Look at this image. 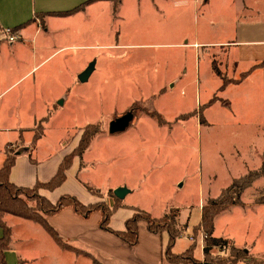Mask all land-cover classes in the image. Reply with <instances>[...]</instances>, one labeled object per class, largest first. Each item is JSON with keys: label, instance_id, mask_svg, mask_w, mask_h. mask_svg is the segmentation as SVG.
Segmentation results:
<instances>
[{"label": "rangeland", "instance_id": "1", "mask_svg": "<svg viewBox=\"0 0 264 264\" xmlns=\"http://www.w3.org/2000/svg\"><path fill=\"white\" fill-rule=\"evenodd\" d=\"M228 2L211 0L203 17L202 13H195L194 0H188L181 8L167 0H158L155 5L151 0L140 3L124 0L120 21L114 22L110 11L93 20L96 27L84 23L70 30L72 34L78 33L71 38L73 46L109 47L103 51L91 47L72 49L67 52L71 59L63 61L60 71L51 73L46 68L40 72L37 92L29 81H21L7 91L3 98L7 108L0 112V128L34 129L24 134L25 142L7 145L5 152L29 147L35 131L40 130L39 122L50 113L48 123L43 124L44 130L47 128L46 137L37 142L34 156L45 158L63 150L65 144L74 140L79 128L88 125H98L99 135L109 137L111 122L131 113L126 132L112 134L119 135L111 141L95 137L85 153L87 165L82 162L86 169L80 177L96 189L109 190L97 196L106 199L110 206L117 200L110 188L121 180L127 182L131 193L121 200V206L113 214L116 217L133 207L157 214L179 209L178 220L184 222L190 217L188 229L174 247L175 252L184 251L193 242V227L201 220L203 204L218 198L235 180L264 165L260 77L220 90L222 79L212 72L215 61L223 75L237 80L250 67L241 62L235 69L226 60L225 49L220 47L235 39L236 32L244 26L241 2L235 0L232 6ZM45 19L36 16L34 23L46 29ZM77 29L79 32H75ZM115 29L119 31V37L116 33L119 46L114 50L110 46L116 44ZM203 42H213L217 48L201 47L200 54L196 44ZM82 58H88V62L81 73L93 60L98 62V69L90 80L69 89L70 77L75 76ZM1 59L5 63L0 61V91H4L20 75L11 69L6 57ZM60 101L63 103L59 104ZM54 102L57 111L47 113ZM15 132H0V148L7 135L12 137ZM118 150L120 156L111 161ZM22 157L29 163V155ZM19 167L24 164L20 162ZM261 197H264V177L241 192L243 206L221 216L216 230V234L234 240V246L246 250L257 263H264V204L256 203ZM204 238L205 233L200 231L194 239L196 259L203 264L232 261L229 248L224 251L213 248L205 258ZM17 245L27 248L33 243L19 241ZM84 258H80L82 261L72 258L67 264L85 261L90 264Z\"/></svg>", "mask_w": 264, "mask_h": 264}, {"label": "crops", "instance_id": "2", "mask_svg": "<svg viewBox=\"0 0 264 264\" xmlns=\"http://www.w3.org/2000/svg\"><path fill=\"white\" fill-rule=\"evenodd\" d=\"M87 1L89 0H0V34L4 29L9 28L17 33L21 39L12 44L7 42L0 43L1 63H5L1 58L6 57L8 59L7 62L9 64L11 62V69L18 72L20 75L19 79L14 80L10 87L6 88L9 86L7 85L4 91H0V112L7 108L3 105V98L6 97L4 95L10 88L21 81H29L30 87L33 86V91L37 92L38 87L40 86V74L42 71L46 68L51 73H57L60 71L62 69L61 64H63L66 59H71L70 56L67 55V52L72 49L91 47L103 51L104 47H109L103 45L73 46L74 44L71 42V38L74 34L78 33L72 34L70 30L74 31V29L78 28L79 24L81 27L84 23H90L96 27L97 25H95L94 21H96L97 17L110 11L113 21H120V10L123 6L124 0H122L116 13H114L113 2L111 0H96L86 6L85 10L81 12L70 16L56 15L57 13L71 11ZM142 1L143 0H139V3ZM151 1L155 5L158 0ZM167 1L174 2L179 5L180 8L186 6L185 3L188 2V0ZM210 1L211 0H194L193 5L195 6V13L198 15L202 13V16L205 17L204 9L206 6H209ZM234 1L231 2V0H229L228 3L232 6ZM239 1L242 5L243 17L241 21L244 26L241 27L239 33L236 32L235 39L229 40L220 45V47L225 49L226 60L231 66H234L235 69L239 67L241 62L248 63L250 67L248 70L244 71L247 72L252 67L264 62V0ZM157 11L160 12L158 7ZM197 14L196 18H198ZM40 15H45L46 17V29H40L37 24L34 23L36 16ZM75 32H79L78 29ZM116 33H118L119 37V31H117V29L114 30L116 44L110 46L113 47L112 49L114 50L119 46ZM196 47H198V53L200 52V54H202L201 47L202 49L207 48L213 50L217 48V45L213 42H203L196 44ZM87 62L88 58L84 59V61L77 66V69H75V76L81 71ZM91 63H95V69L88 80L91 79L92 75L96 73L98 69V62L96 60H93ZM85 70L83 72H85ZM82 73L80 72V74ZM75 76L73 74L72 77H70L71 85L69 86V89H72V86L75 84H83L79 77L75 81ZM251 77H260L261 91L259 100L262 103L261 107L264 118V67L256 68L246 79ZM245 80L240 84H230L227 88L240 86ZM172 86L174 87L175 85L173 84ZM162 91L164 92V89ZM54 105H56L55 102L52 105L53 109L47 108V113L48 111H57V109L54 108ZM262 124H264V121H262ZM261 126L262 125H260V127ZM128 127L123 132H126ZM33 129L34 127L29 129L21 127L0 128L1 133H7L9 131H16L15 133H17L14 136L12 135V137L11 135H7L8 137L5 139L2 148H0V168L3 166L6 159V146L17 143L18 141L20 142V140L25 142L26 137L24 134L33 131ZM46 129L47 128H45V130ZM45 130L39 141H43L46 137ZM83 132L84 127L79 128L74 140L70 142L69 145L65 144L63 150H60L57 153L52 152L45 158L34 156V154L37 153L36 150H38L37 147L39 142L36 144L35 149L31 151L32 140L29 147L25 145L21 150L17 151L19 155H17L15 165L12 168L10 181L19 187H34L37 182L46 183L50 181L57 173L63 159L77 148ZM110 135L111 136L109 137H105L101 134L98 135L97 138H106L104 139L106 141H111L113 138H116V135ZM120 152L121 150L114 151V158L111 161L116 160L115 156H120ZM26 154L29 155V163H25L22 159V156ZM84 156L82 158L78 156L74 158L71 168L67 171L66 181L60 187L54 191L41 190V195L46 197L52 203H56L64 195L74 196L85 205L96 204L102 201L106 202V199L102 200L96 194L91 193L86 188V185L90 186L88 182L80 177L83 169H86V166L82 164V162L85 163ZM20 162L24 164V167H19ZM120 187H126L130 190V187L125 180L117 182L116 186L110 188V190L115 191ZM92 188L98 190V193L101 192L102 194L109 191L105 189V191H103L102 189H96L94 187ZM130 193L131 190L126 195L125 199ZM206 203L207 202H205V204ZM237 207L238 206L232 207V211L236 210ZM132 209L145 211L157 219L162 218L168 213V211L165 213V210L160 214H157L153 210H145L138 207H133ZM230 210L216 218L213 236L226 239L230 241L231 244L236 245L234 240L216 234L217 222L220 220L221 216L231 213L232 211ZM134 213V210H132L122 213L119 217H111V228L115 231H124L126 229L127 220L131 218ZM101 219L102 214L100 212H94L89 218H84L78 215L72 207L64 208L59 213L49 216L47 218L48 224L68 246L72 247V249H66L61 247L40 224L19 217L6 215L4 221L12 230L10 249L5 252L6 262L7 264H67L72 258L82 261L80 258L85 257L84 259L89 260L90 264H93L91 258L96 260L99 264H171L165 258V251L169 242V235L167 232L158 234L152 233L149 231L146 222H140L138 226L139 243L134 247H130L114 233L103 230L100 227ZM189 221L190 217L184 222H181L179 219L178 223L182 226L186 223L189 225ZM30 232L33 235H30ZM34 234L37 236L35 237ZM3 235V229L0 227V239ZM19 241H26L27 243L31 242L33 245L31 247L21 248L17 245V242ZM191 244L192 242L189 243V246L185 250H187ZM46 247H48V249H46ZM173 251L175 252V250ZM184 251H178L175 253L178 254ZM84 264L89 263L85 261Z\"/></svg>", "mask_w": 264, "mask_h": 264}, {"label": "trees", "instance_id": "3", "mask_svg": "<svg viewBox=\"0 0 264 264\" xmlns=\"http://www.w3.org/2000/svg\"><path fill=\"white\" fill-rule=\"evenodd\" d=\"M95 1L96 0H89L71 11L66 13H57L56 15L70 16L85 10L86 6ZM111 1L113 2L114 13H116L122 0ZM261 67H264V62L241 74L239 79L230 80L222 74L215 61L212 62L213 72L219 76L223 82L220 90H224L230 84H240L256 68ZM201 109L202 107L200 110ZM194 114L195 113H193V115ZM50 117L51 115L49 114L47 117H45V119H42L41 122H39L41 127H39L40 130L35 131L31 145V151L35 149L37 142L43 136V124L47 123ZM100 133L101 130L98 125H88L85 127L79 145L72 153L63 159L57 173L53 176V178L46 183L37 182L34 187H19L10 181V174L13 166L15 165L17 155L19 154L17 152H6L5 162L0 168V227L4 232L3 237L0 239V264H7L5 252L10 249L12 239V230L4 221L6 215L19 217L40 224L61 247L72 249L71 246H68L59 237L56 231L47 222V218L49 216L55 215L67 207H72L78 215L84 218H89L94 212H100L102 214L100 227L103 230L114 233L130 247H134L139 243L138 226L140 222H146L149 231L152 233L158 234L167 232L169 235V242L165 251V258L171 264H203L194 257V252L196 249V243L194 239L200 231H203L206 235V238L204 239L206 246L203 250L205 258L209 256L213 248H218L221 251L229 248L233 254V259L229 264H238L240 262L247 264H264L257 263L251 256L248 255L246 250L237 249V247L232 245L230 241L213 236L216 218L219 215L229 211L234 206H243V203L240 199L241 192L255 180L264 177V165L259 170L251 171L243 177L235 180L233 185L224 190L218 198L208 200V202L202 207L201 220L199 224L193 227V242L190 247L181 254H177L173 250L177 240L182 238L188 229V223H186L184 226H179V209L171 208L165 216L159 219L152 217V215L145 211L133 209L135 213L127 220L126 229L124 231H115L111 228L110 221L116 209L121 206V200L116 198L115 195L114 197L117 200L112 206L106 204L105 202L85 205L76 197L71 195H64L56 203H52L46 197L40 195V190L54 191L66 181L67 171L71 168L74 158L76 156L82 158L86 151L90 148L95 137ZM8 146H11V144ZM86 188L91 193L98 195V190H95L88 185H86ZM256 203L259 205L264 204V197L258 198ZM93 264L99 263L96 260H93ZM219 264L225 263L221 262Z\"/></svg>", "mask_w": 264, "mask_h": 264}, {"label": "water", "instance_id": "4", "mask_svg": "<svg viewBox=\"0 0 264 264\" xmlns=\"http://www.w3.org/2000/svg\"><path fill=\"white\" fill-rule=\"evenodd\" d=\"M95 69V63H91L88 68L85 70V72H83L80 76L79 79L82 83L88 81L90 75L93 73ZM63 102L61 101L59 104H62ZM132 119V114L128 113L118 119H116L115 121L111 122L110 124V132L112 134L114 133H119V132H123L127 129V127L129 126V123ZM130 192V190L126 187H120L117 188L114 191V195L116 198L120 199V200H124L126 195Z\"/></svg>", "mask_w": 264, "mask_h": 264}, {"label": "built area", "instance_id": "5", "mask_svg": "<svg viewBox=\"0 0 264 264\" xmlns=\"http://www.w3.org/2000/svg\"><path fill=\"white\" fill-rule=\"evenodd\" d=\"M20 40V36L15 33L12 29H4L3 32L0 34V43L7 42V43H15ZM205 239V238H204Z\"/></svg>", "mask_w": 264, "mask_h": 264}]
</instances>
